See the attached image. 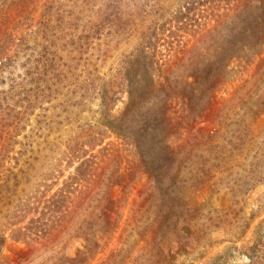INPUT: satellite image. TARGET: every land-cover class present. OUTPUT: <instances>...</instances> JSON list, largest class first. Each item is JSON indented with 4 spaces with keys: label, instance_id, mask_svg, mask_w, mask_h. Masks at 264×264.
Wrapping results in <instances>:
<instances>
[{
    "label": "rangeland",
    "instance_id": "1",
    "mask_svg": "<svg viewBox=\"0 0 264 264\" xmlns=\"http://www.w3.org/2000/svg\"><path fill=\"white\" fill-rule=\"evenodd\" d=\"M35 1L28 28L13 33L24 44L10 50L9 53L15 56L14 74L8 67L0 76L1 81H6L1 89L9 87L12 75L17 78L24 73L33 54H41L37 49L41 48L39 44L43 37L59 46L62 59L58 62L53 59L52 65L47 67V74L45 72L42 77L44 81L40 87L51 95V100L44 104L43 111H36L27 121L26 129L20 132L18 140L27 143L14 147L10 159L0 158V198L10 193L6 184L9 188L17 184L20 192L17 196L21 198L17 200L18 208L15 209L18 210L31 196L50 199L66 183L65 179L74 171L68 166L70 153L83 133L80 126L97 118L101 84L118 73L122 61L138 46L150 21L159 16L164 20V14L183 6V11L190 15L189 23L208 26L212 16L220 15V21L222 9L230 5V0H212V4L203 0V5L196 6L183 3L192 0ZM157 3H160L158 7ZM16 8L18 10V6ZM50 28L53 29L51 35L48 34ZM161 33L166 39L158 48L161 62L171 54H179L181 45L186 46L188 39L191 45L194 39L190 38V32L183 30L171 35L162 28ZM3 37L7 40L5 35ZM204 47L207 48L205 43ZM3 51L0 49V54ZM198 54L195 53L193 59L198 60ZM190 63H180L175 70L177 75L187 79L193 71ZM259 66L260 61H256L245 72L240 66L235 67L233 81L216 91L214 103L200 117H183L187 111L183 114L181 101H176L173 119L183 122L180 128L185 125L191 128L188 127L186 132L181 130L184 135L172 138L171 143L176 148L185 138L192 141L193 146L180 149L187 156V165L196 167L201 163L210 171L205 183L204 178L187 181L182 189L183 199L177 204L183 211L178 210L175 219H186L196 232L194 237H188L191 246L174 248L172 258L167 259L159 248L149 245L148 240L141 241L133 253L114 264H264V112L255 117L245 112L246 107L257 104L256 93L264 96V80L258 74ZM123 89L114 97L116 103L112 113L117 117L128 98ZM199 132L211 139L202 140ZM106 136L102 146L94 147L90 152V156L96 155L91 162L93 188L81 198L86 201L85 206H75L69 212L68 217L73 221L68 225L53 223L37 212L28 213L15 226L8 220H0V232L7 235L6 245L0 251V264H18L22 260L24 264H55L61 250L70 256L80 253L84 249L83 241L72 239L76 234V222H82L84 211L87 215L96 212L94 206L105 197L100 183L112 180L115 175H121L126 183L124 188L115 187L113 193L123 197L124 216L113 240L92 264L107 263L109 255L121 247L128 232L137 228V222L141 221V228L146 227L147 217L154 214V208L148 212L144 207L148 198L152 202L153 182L140 167L138 153L129 141L109 133ZM87 141L89 146L80 140L89 149L92 141ZM24 152L27 157L34 153L38 159L37 168H29L30 175L21 173L26 170ZM203 160L206 162L202 163ZM181 171L184 173L185 170ZM36 185H41V190L34 191ZM71 197L75 203L80 200L76 194ZM26 229L31 238L20 240V233ZM258 229H261L262 242L253 256H249L246 249L253 244ZM157 231L158 225L151 226L147 234L152 236ZM36 234L43 239L35 241ZM202 252L204 255L200 257Z\"/></svg>",
    "mask_w": 264,
    "mask_h": 264
},
{
    "label": "trees",
    "instance_id": "2",
    "mask_svg": "<svg viewBox=\"0 0 264 264\" xmlns=\"http://www.w3.org/2000/svg\"><path fill=\"white\" fill-rule=\"evenodd\" d=\"M202 1L192 0L183 3L196 6L202 4ZM207 2L212 4L213 1ZM36 3L35 0H18L16 5V0H0V49L4 50L0 54V76L7 72L8 67L12 68L11 72L14 74L15 56L9 52L14 47L17 49L23 47L24 43L13 33L28 28L33 18V15L31 16L34 12L33 5ZM158 4L160 3L156 4L157 7ZM222 11L221 20L219 21L220 15L212 16L208 26L189 23L190 15L183 11V6L174 12L164 14L162 17L164 20L159 16L150 21L140 36L138 46L125 61H122L118 73L101 84L98 91L100 103L99 109L96 110L97 118L80 126V132L83 133L77 140L78 142L84 140L88 145L89 139L92 145L90 150L81 142L80 145L78 142L74 145L68 166L74 168V171L65 179L66 183L48 200L46 197H38L39 195L31 196L19 210L15 209L18 208L17 200L21 199L17 196L20 193L17 184L13 186L14 188H9L6 184V190L8 189L10 193L0 198V220H8L15 226L17 222H22L28 213L37 212L53 223L70 224L73 219L68 217L69 212L75 206L84 207L86 201L81 198L93 188L91 162L96 155L90 156V152L94 147L102 146L106 134L109 133L121 140L129 141L135 147L140 167L149 174L154 185L152 202L149 198L144 202L145 210L147 207V211L151 212L154 208V214L147 217L144 228H141V221L137 222V228L128 232L121 242V247L112 251L105 264L123 260L125 255L135 251L141 241L144 243L148 240L147 243L159 248L167 259L172 258L174 248H189L191 243L188 237H194L196 232L192 223H187L186 219L182 221L175 219L176 214L183 211L182 207L179 210L177 204L183 199L182 189L186 182L204 178L205 183V179L209 180L210 171L201 163L196 167L187 165V156L183 155L180 149L182 146H193L192 141L185 138L177 145L178 149L171 143L172 138L184 135L181 134V130L186 132L190 127L185 125L180 128L183 122L173 119L176 101H181L183 114L187 111V115L183 117H200L214 103L216 91L233 81L235 67L240 66L242 72H245L256 61H260L258 74L262 76V81L264 80V0H230V5ZM162 28L171 35L177 30L190 32L192 34L190 38L194 37L191 40L193 43L189 45L188 39L186 46L181 45L179 54H171L172 56L161 62L158 48L166 42L161 33ZM27 32L31 33L30 30ZM48 34H53L52 28ZM4 35L7 40L4 39ZM204 43L207 48L204 47ZM39 45L41 48L37 50L41 54L32 55L22 75L17 78L12 75L11 84L7 89H1L6 81L0 79V158L3 157V160L10 159L14 147L27 143L18 140L20 132L26 129L29 125L27 121L32 119L36 111L38 109L43 111L44 104L51 100V95L41 89L40 83L44 81L42 77L45 72L47 74V67L52 65L53 59L58 62L62 57L59 46L51 43L48 37H45V40L43 37ZM195 53H199L198 60L193 59ZM190 61L192 74L183 79L175 70L180 63ZM190 79L193 81L190 82ZM247 84L250 83L247 81ZM121 89L128 98L117 117L112 113V109L116 103L115 93ZM256 94L257 104L245 109L246 115L250 114L252 117L264 112V96ZM200 132L202 140L211 139ZM23 155L26 158V170L21 173L30 175L29 168L33 167V170L37 168L38 159L34 153L29 157L27 152ZM204 162L206 160L202 161ZM182 169L185 170L184 173H181ZM122 178L121 175H115L112 180H103L100 183L104 187L105 197L94 206L96 212L87 215L84 211L82 222H76V234L72 236L74 240L83 241L84 249L76 256H70L61 250L55 264H92L97 255L113 240L124 216L123 197L113 194L115 187H125L126 183ZM7 181L9 184L10 180ZM101 186L98 188L103 190ZM36 190H41V185L34 186V191ZM71 194H76L80 200L75 203ZM185 205L190 211L189 204L186 202ZM157 225L158 231L149 236L148 229ZM29 235L30 232L26 229L20 233L19 238L20 240L31 238ZM34 236L35 241L43 239L39 234ZM257 239L260 241L257 242ZM6 242V233L0 232V251L4 249ZM261 242L262 233L261 229H258L256 239L246 249L247 254L253 256ZM203 255L204 252L200 257ZM18 264H24L23 260Z\"/></svg>",
    "mask_w": 264,
    "mask_h": 264
}]
</instances>
